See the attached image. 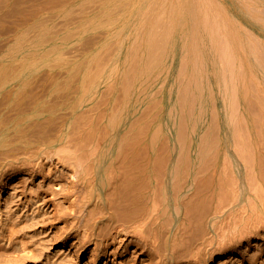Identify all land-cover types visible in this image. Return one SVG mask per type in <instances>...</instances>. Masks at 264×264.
<instances>
[{"label":"bare ground","instance_id":"bare-ground-1","mask_svg":"<svg viewBox=\"0 0 264 264\" xmlns=\"http://www.w3.org/2000/svg\"><path fill=\"white\" fill-rule=\"evenodd\" d=\"M226 5L225 0H0V213L23 217L45 210L54 216L66 210L65 202L69 212L73 208L75 214H81L93 205L91 216L83 223L85 235L71 242H93L94 260L89 257L93 264H137L145 246L133 237L142 231L156 237L153 240L160 249L167 247L171 235L160 230L175 227L178 219L172 239L175 247L170 251L172 262L183 264L194 252L215 246L223 229L221 208L228 204L241 208V216L236 217L239 226L233 225L236 235L229 236L217 252L234 250L250 237L263 243L264 37L260 33L241 29L245 43L239 39L236 48L244 58L252 57V78L247 63L239 67V73L229 75V80L233 76L239 79L243 103L238 124L235 111H230L227 129L233 137L222 165L218 164L220 154L205 156V141L197 145V154L173 152L167 142L156 144L158 134L149 135L154 108L144 111L140 106L135 111L137 118L130 122V90L165 72L170 51L176 55V40L181 39L184 54L181 71L186 66L185 52L193 55L196 35L208 38L215 54L230 65L233 53L227 47L225 29L234 21ZM259 10H255V19L264 28ZM3 34L6 37L1 38ZM234 39L238 37L234 35ZM215 134L211 138L218 136ZM180 140L184 147L185 126L180 128ZM35 178L41 180L30 187ZM94 188L98 190L95 201L89 193ZM168 203H173L178 218L162 216L172 209ZM157 210L161 222L151 216ZM26 223L28 226V220L23 222L24 229ZM7 228V235H0V245L12 254L4 255L11 258L7 260L11 264L15 252L22 251L20 255L26 258L29 251L23 255L27 245L17 236L20 227ZM249 245L240 261L264 264V250L252 252ZM22 258L15 264L27 260Z\"/></svg>","mask_w":264,"mask_h":264},{"label":"rangeland","instance_id":"rangeland-1","mask_svg":"<svg viewBox=\"0 0 264 264\" xmlns=\"http://www.w3.org/2000/svg\"><path fill=\"white\" fill-rule=\"evenodd\" d=\"M225 3H227V13L229 14V16L232 18V20L234 21V24L233 25H228L229 27H227L225 30H226V34H227V38L225 39L226 40V43H227V47L228 49L231 51V52H234V51H237L238 53H241L239 51V49L236 48L237 44H234L233 45V41L232 40H237V39H234V35H236L239 39H241L240 37V27L242 26H252V25H255V30L260 33V35H262L264 37V28L260 27L259 24L257 23L255 17L257 15L256 11L255 10H259V8H261V14H262V17H264V12H263V9H264V0H240V2H238L237 0H225ZM259 7V8H256ZM253 8V9H252ZM260 11V10H259ZM236 24V26H235ZM258 24V25H257ZM257 26V27H256ZM247 29V28H246ZM231 30V31H230ZM229 32V33H228ZM236 32V33H234ZM232 33H233V36H232ZM4 35V34H3ZM1 38H4L6 37V35H4ZM245 39V38H244ZM2 43V41H0V44ZM175 51V50H174ZM175 56L173 55V49L172 51H170V55L168 56L167 60H166V68H165V72L167 75L169 74V77H171V81H172V77H173V71H174V67H173V61ZM252 62V57H245V62L244 63H247L245 67L246 70H248V75L249 78L251 79V74H252V67H251V63ZM169 67V68H168ZM170 70V71H169ZM162 73L161 75H159V78L157 79V75H154V76H151L150 78V81L147 83V84H144L145 86H142L140 87L139 84L137 83L135 86L132 87V89L130 90V93H129V107L131 109V117H130V122L132 120H134L135 118H137V115H138V112L135 113V111L139 110L140 106H142V110H146L147 109H152L154 108V115L152 116V120H151V130L149 131V135L150 137L152 138V136H154L155 134H158V138L160 136H162V138H166V142L169 143V147H170V150L171 151H176L179 149V146H176V142L175 140L173 139L175 136V129L176 127L173 126L172 124H166L164 123L163 121H166L168 120V118L166 116L163 115L162 113V109L158 108V95L160 94V96H162V93H160V91L158 92V89H159V85H160V82H162V79H163V74ZM166 75V76H167ZM154 79V81H153ZM170 81V83H171ZM155 82V83H154ZM149 84V85H148ZM153 84V85H152ZM138 87V88H136ZM144 88V89H143ZM147 88V89H146ZM135 89V90H134ZM149 90V91H148ZM157 90V91H156ZM155 92V93H153ZM153 93V95H152ZM133 94V95H131ZM142 94V97H141V100L139 101L140 99V96ZM157 94V95H156ZM139 95V97H137ZM144 95V96H143ZM132 96V98H131ZM152 96V97H151ZM135 98V99H134ZM143 98V99H142ZM134 99V100H133ZM147 99V100H146ZM154 99V100H153ZM146 100V101H145ZM153 100V101H152ZM133 101V102H132ZM145 101V102H144ZM154 102V103H153ZM132 103V104H131ZM166 106L168 105L169 107V103L168 101L165 102ZM146 105V106H145ZM149 106V107H148ZM167 107V109H169ZM157 110V111H156ZM160 110V111H159ZM167 111V110H166ZM199 111V110H198ZM157 113V114H155ZM154 117L157 119L154 120ZM201 118H198V120H200ZM121 120H119L120 122ZM158 122V123H157ZM119 126L121 125L120 123L118 124ZM160 125V126H159ZM204 124H197L195 129H196V140L195 141H192L191 142V146L188 147L187 151L188 152H192L193 154H197V152H199V149L200 148V144L199 143H202V141L199 140V137L201 134H203V132H216L219 134H221L222 137H225L226 135H228V133H230V131L227 129V126L228 124H223V125H215V126H212L210 125H204ZM172 126V127H171ZM203 126V127H202ZM219 127V128H218ZM169 128V129H168ZM205 128V129H204ZM154 129V130H153ZM172 129V130H171ZM169 131V132H168ZM152 134V135H151ZM199 134V136H198ZM167 136V137H166ZM220 136V137H221ZM160 139V138H159ZM199 140V141H198ZM226 140H219L216 144V148H215V153L216 154H220V158L218 160V164L219 165H222V163L225 162V156H226V153H227V147H229L228 145L230 144L229 141L225 142ZM161 141L158 140L156 144H159ZM195 142V143H194ZM198 143V144H197ZM151 144V143H150ZM155 144V145H156ZM227 144V145H226ZM155 145L151 146V148L155 147ZM175 145V146H174ZM195 145V146H194ZM199 145V146H197ZM219 147H218V146ZM157 146V145H156ZM226 147V150H224ZM173 148V149H172ZM196 149V150H195ZM198 149V150H197ZM217 149V150H216ZM194 151V152H193ZM176 157V155H175ZM223 157V158H222ZM221 160V161H220ZM224 160V161H223ZM222 162V163H221ZM173 165V161L171 162V167ZM217 166V165H216ZM194 174V173H193ZM41 180V178H35L33 183L30 184L31 186L30 187H34V185H37ZM38 182V183H37ZM34 184V185H33ZM189 191V187L186 188L183 192H182V196L187 193ZM90 193V196H91V199L93 201L96 200L97 198V194H98V190L96 188H94V190H90L89 191ZM172 201V199H170ZM65 202H63V210L66 209L68 211V214H67V211L64 210V211H61L59 214L60 216L62 215H65L63 216L62 218L59 217V214L55 213V215L53 216L52 213L50 214L49 212H45V210L43 211H32L31 214L29 213L28 215H25L23 217H20L18 216L17 214H8V211H5L3 214L0 213V222H1V225L0 227L3 225V228L1 227L0 228V235L2 236H5L7 235L6 233H8V228L9 226L11 225H16L18 228L20 227V234L18 233V238L20 239H24V242H25V245H27L25 248V251H23V255L26 256L28 255V251H29V255L32 254L30 257L29 255L22 258V254L20 255V253H22V251L19 252H15V255L13 256V262H11V264H15V262L21 260L20 257L22 259H27V260H23L21 261L19 264H93V260H94V256H95V253L93 252L94 251V247H95V244L93 242H88L87 244L84 243V245H72L71 242H73L74 239H76L77 237H83L82 235L84 234L85 235V227H84V224L86 223L87 221V217L89 218V216H91L90 214L92 213L91 209L93 207V205H90V206H87L81 214H75L74 211H73V208L72 211L73 213L75 214H72L70 212L71 209H70V212L68 210V205H64ZM94 203V202H93ZM92 203V204H93ZM68 204V203H67ZM171 205L172 209H170V212H168L167 214H164L162 216H166L168 217L169 215L173 216L174 218H178V214L177 212L173 209V203H168ZM226 206V207H225ZM223 207L225 208H221V214H220V220H221V225L223 227L222 229V233L220 236H217V242L215 244V246H208L206 247V251L203 250V251H196V253L194 252L193 254H191V256L189 257H186V260H184V263L186 264H192L193 263V260L194 258V261L199 260L197 261L198 264H234L233 262H235V264H246L245 262H241L240 259H241V253L246 249V246L249 245L252 249V252H260L261 249L264 250V242L262 243L261 241H257V238H251L250 239H246L241 245H237L235 247L234 250H228V251H224V252H217L218 248L219 247H222L224 245V243H226L225 240H227L228 238L230 237H233V235H236L237 231L235 230V226H239V220H237L236 217H240L241 216V212H240V209L239 208V205H233V204H228V205H225ZM229 206V207H228ZM89 207V208H88ZM232 209V210H231ZM89 210V212H88ZM238 210V211H237ZM251 211V209H250ZM249 211V212H250ZM238 212V213H237ZM65 213V214H64ZM90 213V214H89ZM148 213V212H147ZM229 213V214H228ZM8 214V215H7ZM37 214V215H36ZM41 214V215H40ZM48 214V215H47ZM50 214V215H49ZM54 214V213H53ZM47 215V216H46ZM52 215V217H51ZM58 215V216H57ZM67 215V216H66ZM77 215V216H76ZM82 215V216H81ZM148 215H150V212L148 213ZM228 215V216H227ZM245 215L249 216L248 214L245 213ZM42 216L45 218V224H44V220L43 219H40L42 218ZM57 216V217H56ZM80 216V217H78ZM151 216H157L158 217V221L161 222V219L159 216H160V211L157 210V213H155L154 215L151 214ZM19 219V220H17ZM56 219H54V218ZM86 217V218H85ZM224 217V218H223ZM14 218H15V221H14ZM24 218H25V221H24ZM51 221L48 223V219ZM52 218V219H51ZM61 218V219H60ZM84 218V219H83ZM223 218V219H222ZM227 218V219H226ZM29 222V225L27 226V223L25 224V229L23 228V222H26L27 220ZM40 219V220H39ZM59 219V220H58ZM86 219V220H85ZM43 220V221H42ZM48 220V221H47ZM71 220V221H70ZM219 220V219H218ZM228 220V221H227ZM4 221V222H3ZM8 221V223H7ZM13 221V222H10ZM17 221V222H16ZM39 223H38V222ZM46 221H47V224H46ZM74 221L73 223H70ZM78 221V222H77ZM179 219L177 220L176 224H175V227H168V228H162L160 231L163 232V233H168L170 234V243L167 244V247L166 245H163V247H161V249L159 248V246L157 245V241L153 240L154 238L156 237H149L148 235L146 234H142V231L141 233H137L133 238L135 240H137L136 242H142L143 244V247L145 248V250L143 251V253L140 255V259H142V261H138L137 264H174V262H172V259H171V249L173 247H175V245L172 243V239L174 238L173 234H175L176 232V226L179 224ZM236 221V223H235ZM3 222V224H2ZM7 224H6V223ZM16 222V223H14ZM41 222L42 225H39ZM43 222V223H42ZM145 223V220L142 221ZM225 222V223H224ZM5 223V224H4ZM14 223V224H12ZM32 223V224H31ZM34 223H38L37 225H35ZM66 224H71V228L69 227L70 225H65ZM76 226H75V224ZM84 223V224H83ZM22 224V226H21ZM74 224V225H73ZM237 224V225H236ZM19 225V226H18ZM235 225V226H233ZM6 226V227H5ZM27 226V227H26ZM31 229H30V227ZM51 226V227H49ZM64 226V228H63ZM68 226V227H67ZM81 228H80V227ZM80 229H79V228ZM27 228V229H26ZM45 228V229H44ZM49 228V229H48ZM57 228V229H56ZM65 228H66V231H65ZM70 228V229H69ZM75 228V229H74ZM225 228V229H224ZM3 229V230H2ZM47 229V230H46ZM63 229L64 232H62L61 230ZM73 229V231H72ZM140 227L137 228L138 231H140ZM163 229H166V230H163ZM30 230V231H29ZM55 230V231H54ZM60 230L61 233L59 234V232L57 233V231ZM75 230V231H74ZM78 232H77V231ZM3 233H2V232ZM56 232L57 234L63 236L59 238V236L57 234H55L54 232ZM72 231V232H71ZM81 231V232H80ZM77 232V233H76ZM224 232V234H223ZM230 232V233H229ZM65 233V234H64ZM172 233V234H171ZM229 233V234H228ZM4 234V235H3ZM24 234V235H23ZM63 234V235H62ZM79 234V235H78ZM19 235H23L22 237L19 236ZM78 235V236H77ZM142 235V236H141ZM144 235V236H143ZM223 235V236H222ZM25 236V237H24ZM28 237V242L29 243H26L25 240H27L26 238ZM68 236V237H67ZM226 236V238H225ZM230 236V237H229ZM74 237V238H73ZM145 237V239L143 238ZM216 237V236H215ZM64 238V239H62ZM141 238V239H140ZM219 238V239H218ZM222 238V240H221ZM225 238V239H224ZM144 241H143V240ZM157 239V238H156ZM6 240L9 241V237L6 238ZM142 240V241H140ZM158 240V239H157ZM223 241V242H222ZM254 241H257L258 242V246H251V243L254 242ZM71 243V244H70ZM218 243V245H217ZM136 244V243H135ZM134 244V245H135ZM156 244V245H154ZM260 244V245H259ZM72 245V246H71ZM132 246L131 247V250L135 248V246ZM217 245V246H216ZM76 246V247H75ZM79 246V247H78ZM84 246V247H83ZM176 246H179V245H176ZM1 247V245H0ZM4 246H2L0 248V254L3 255V258L1 259L2 256H0V261L1 263L3 264H7L8 261L7 260H11V258L5 259L4 255L5 256H8V255H12V254H9L7 252H5ZM81 247V248H80ZM155 247H158L157 249ZM214 249H213V248ZM256 247V248H255ZM260 247V248H259ZM3 248V249H2ZM242 248V249H241ZM258 248V249H257ZM31 249V250H29ZM169 250V252H164ZM213 249V250H212ZM260 249V250H259ZM3 250V251H2ZM33 250V251H32ZM92 250V252H91ZM32 251V252H31ZM163 251V252H162ZM213 251V252H212ZM215 251V252H214ZM219 251V250H218ZM5 252V253H4ZM205 254H203V253ZM211 252V253H210ZM18 253V255L20 256L19 258H16V255ZM27 253V254H26ZM163 253V255H162ZM202 253V255H201ZM7 254V255H6ZM14 254V253H13ZM26 254V255H25ZM92 254V255H91ZM165 254V255H164ZM195 254H197V256H195ZM199 254V255H198ZM35 255V256H34ZM91 255V256H90ZM143 255V256H142ZM220 255V256H219ZM152 256V257H151ZM163 256V258L161 257ZM206 260H204V257ZM213 256V257H212ZM9 257V256H8ZM29 257V258H27ZM93 259V260H90V258ZM93 257V258H92ZM192 257V258H191ZM194 257V258H193ZM199 257V258H198ZM48 258V260H47ZM17 259V260H15ZM19 259V260H18ZM162 259V260H161ZM15 260V261H14ZM41 260V261H40ZM118 261H120V258H117ZM188 260V261H187ZM233 260V261H232ZM7 261V262H6ZM44 261V262H43ZM48 263H47V262ZM91 261V262H90ZM101 261V260H100ZM195 261V263H196ZM205 261V262H204ZM237 261V263H236ZM46 262V263H45ZM191 262V263H190ZM103 263V260L102 262ZM183 263V264H184ZM193 263V264H195ZM10 264V263H8ZM17 264V263H16ZM112 264V263H111ZM176 264V263H175ZM178 264V263H177ZM197 264V263H196Z\"/></svg>","mask_w":264,"mask_h":264},{"label":"crops","instance_id":"crops-1","mask_svg":"<svg viewBox=\"0 0 264 264\" xmlns=\"http://www.w3.org/2000/svg\"><path fill=\"white\" fill-rule=\"evenodd\" d=\"M244 28H247L253 34H258V32L255 30V25H252L250 27L249 26L240 27L239 28L240 29L239 30L240 31V37H241V41H243L244 43H245V39H244L245 36L243 35L244 31L241 30ZM194 41L195 42H194L193 55H192V53H186L185 52V54L187 56L186 66L183 64L184 68L181 71L179 69V63L181 62V60H183L184 54L182 56L181 39H179L178 41L176 40L175 45H177V48H176V55H175V58L173 61V67H174L173 73L174 74L172 77V81H171V77H169V74L167 75L166 73H164L162 82H160V87L158 89V91H160V93H162V96H160V94L158 95V101L160 100V103H158V108L162 109L163 110L162 113L165 114L164 116L167 115L166 117L168 118V120L163 121V122L166 124H172L173 126L176 127V129H175L176 133H175V136H173L174 137L173 139L176 142L175 143L176 146H179V149L176 151L173 150V152H177V153H179L181 151L188 152L187 149L189 146H191L190 145L191 142L197 139L196 134H195V132H196L195 127L197 124L202 123L204 125H212V126L228 124L229 123V115L231 113L230 111H232V113H233V111H235L234 115H235V123L236 124H238L239 119L241 117V113L239 112V105L243 103V98L241 95L240 81H239V79H236L234 76L229 80V75L233 72H235L236 74L239 73V67L241 69V67L244 66L245 58H244L243 52L240 54V56H239V53L235 54V51L232 52L233 54L231 55V57L233 59H231V58L229 59L231 61V63H230V65H228L229 61H227L226 63H223L222 58L219 57V55L217 53L215 54V51L212 49L210 41L208 40V38H206L205 36L203 37V36L196 35V38ZM238 43H239V38L237 40H233V45L234 44L238 45ZM197 46H198V48H197ZM188 60H190V61L188 62ZM232 62H233V64H232ZM180 66H181V64H180ZM202 67H204V68H202ZM177 75H178V77H177ZM181 76H183V77H181ZM193 76L195 79H193ZM181 80L182 81L184 80V81L182 82ZM194 80H196V81H194ZM170 81H171V83H170ZM185 83H186V85H185ZM230 83H231V85H229ZM232 83H235V84L232 85ZM178 87H179V89H178ZM239 87H240V89H238ZM163 88H165V89H163ZM207 88H208V90H207ZM188 91H190V92H188ZM185 93H187V94H185ZM232 94L233 95L235 94L234 96H236V97H234ZM198 95H199V97H198ZM176 96H178V97H176ZM183 97H185V98H183ZM201 97H203V98H201ZM183 99H184L185 103H182ZM166 101H168L169 107H168V105L166 106V104H165ZM179 101H180L181 105H179ZM202 101H203V103H202ZM232 104L234 107H232ZM236 105H238V106H236ZM188 106L190 107V109L188 108ZM167 107L170 109H167ZM165 110H167V111H165ZM191 112H192V114H191ZM215 113H216V115H215ZM171 114H173V116L175 118ZM181 115H182V117H180ZM192 115H193V117H192ZM198 116H199V118H201L200 120L197 119ZM172 120H174V121H172ZM199 121H200V123H199ZM183 122H184V124H183ZM214 122H215V124H214ZM182 126H185V129H186V140L187 141H186V143H184L185 144L184 147H183V144L181 143V140H180V128ZM191 129H192V131H190ZM193 131H195V132H193ZM215 133L216 132H212V131L206 132L204 134L207 137L204 134H202V137H200V139H199L200 141L202 140V142L203 141H205V143L207 142L204 152H205V156L208 154V158H211V156L215 155L212 152H215V147H216V144L219 140H225L226 139V141L230 142L231 138L233 137L232 132H230L225 137H222L221 134H220V136H221L220 137L219 134L216 133V134H218V136H214L215 139L211 138V137H213L212 135H214ZM208 134H209V136H208ZM188 137H190V139ZM159 138L157 140H160L162 142V143L160 142L159 144H163L167 140V139L162 138V137H159ZM211 147L212 148L214 147V148L212 149Z\"/></svg>","mask_w":264,"mask_h":264}]
</instances>
